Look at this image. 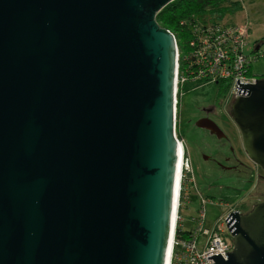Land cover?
<instances>
[{"label": "water", "instance_id": "water-1", "mask_svg": "<svg viewBox=\"0 0 264 264\" xmlns=\"http://www.w3.org/2000/svg\"><path fill=\"white\" fill-rule=\"evenodd\" d=\"M174 1L0 0V264L167 263L177 42L157 16ZM237 86L264 172V79ZM225 221L233 249L208 259L264 264V203Z\"/></svg>", "mask_w": 264, "mask_h": 264}, {"label": "built area", "instance_id": "built-area-1", "mask_svg": "<svg viewBox=\"0 0 264 264\" xmlns=\"http://www.w3.org/2000/svg\"><path fill=\"white\" fill-rule=\"evenodd\" d=\"M193 39L188 43L187 49L181 58L177 46V69L174 92V120L175 129L179 121L181 101L185 95V87L198 82L215 84L227 81L230 84L228 100L233 101L238 94L237 80L242 84H255L258 78L252 72L253 63L264 58V52L257 51L255 45L250 47L248 36L250 25H206L193 27ZM175 137L179 145L184 147V141L179 140L175 131ZM190 166L185 153L182 159L181 182L177 198L175 224L168 250L166 264H214L210 256L221 254L227 260V253L233 249L232 239L226 226V218L218 221L212 232L204 231L205 208L199 212L192 222L197 228L192 229L189 239L178 240L176 231L178 225L182 227L183 220L180 217L182 193H184V181L190 174ZM188 174V175H189ZM191 182V179L188 178ZM205 236L202 239V235Z\"/></svg>", "mask_w": 264, "mask_h": 264}, {"label": "rangeland", "instance_id": "rangeland-1", "mask_svg": "<svg viewBox=\"0 0 264 264\" xmlns=\"http://www.w3.org/2000/svg\"><path fill=\"white\" fill-rule=\"evenodd\" d=\"M243 11L235 16L225 17L222 21L227 25H241L248 23L250 25V33L248 36V44L250 47L255 42L260 44L261 54L264 52V0H241ZM253 74L258 78L264 77V58L253 63ZM198 82L194 85L185 87V95L181 101L179 121L177 124V136L179 140L184 141L185 157L190 166V174L185 177L184 193L182 194L181 208L179 210L180 217L183 220L182 229L190 231L197 228L192 219L199 216L200 210L205 208L204 231L212 232L218 221H222L227 217V212L232 208L224 205L216 204L217 199L228 198L230 195L240 191L244 193L243 197L249 198L252 195L264 194V172L261 170L262 178L257 177L258 171L252 169L248 173L240 176L231 174L229 171H223L216 167L213 163L205 162V156H215L214 150H211L207 144L213 140L207 138L202 129L195 126L198 114L196 107L205 101L211 100L218 89L215 84H205ZM218 125L225 130L234 144V153L244 162L249 160L244 152L241 135L236 125L227 115L217 118ZM180 140V141H181ZM224 157H230L231 154L226 152L222 154ZM222 159H220L221 161ZM222 162L225 166L230 165L229 162ZM254 167V164L249 162ZM191 179V182L188 180ZM259 179L260 182H257ZM256 184V185H255ZM255 185V186H253ZM230 186V188H228ZM238 190V191H237ZM202 239L205 238L203 234Z\"/></svg>", "mask_w": 264, "mask_h": 264}, {"label": "trees", "instance_id": "trees-1", "mask_svg": "<svg viewBox=\"0 0 264 264\" xmlns=\"http://www.w3.org/2000/svg\"><path fill=\"white\" fill-rule=\"evenodd\" d=\"M241 3V0H175L158 14L157 22L175 36L182 58L188 43L193 39V27L195 25L226 26L227 24L223 23L222 20L243 11ZM259 43L255 42V44ZM217 86L219 88L218 94L226 98L230 84L227 81H220ZM191 233L192 230L184 231L178 225L176 238L186 240L190 238Z\"/></svg>", "mask_w": 264, "mask_h": 264}, {"label": "flooded vegetation", "instance_id": "flooded-vegetation-1", "mask_svg": "<svg viewBox=\"0 0 264 264\" xmlns=\"http://www.w3.org/2000/svg\"><path fill=\"white\" fill-rule=\"evenodd\" d=\"M255 45V48L261 47L260 44ZM260 80V79H258ZM216 88L219 90L218 86L215 85ZM219 93V92H217ZM233 101L228 100V98H224L220 96L219 94H216L211 100L205 101L204 103H201L196 107V111L198 114L196 123L201 120V119H209L213 122H215L217 125V118L221 117L222 115H227L231 118L230 113H231V105ZM232 120V119H231ZM234 123V122H233ZM235 124V123H234ZM219 126V125H218ZM197 127V126H196ZM237 127V126H236ZM219 128L223 131L225 134L226 138L223 139H218L215 134H212L210 131L203 130L205 136L209 138L210 140H213L212 143L207 144V146L211 149L214 150V155L212 157L205 156L203 154V157L205 158V162H210L213 163L216 167L221 168L223 171H229L231 174H236V176H240L243 173H248L249 171H252V169H255L258 171L257 177L259 179L262 178L261 176V168L257 165H255L247 156L249 160L248 163L244 162L242 159L236 156V153H234V144L230 137L227 135L225 130L219 126ZM238 129V128H237ZM239 131V130H238ZM241 135V134H240ZM242 141V139H241ZM243 146V145H242ZM228 152L230 155L224 157L222 154H225ZM246 154V153H245ZM222 159L224 162H229L230 165L225 166V164L222 162ZM249 162L254 164V167L249 165ZM264 178V177H263ZM257 180L256 184L259 181ZM255 184V185H256ZM253 185V186H255ZM230 188V186H228ZM238 191V190H237ZM244 193L242 191L230 195L228 198H220L215 200L216 204H222L228 208L232 207L228 212L227 215L231 213H239L241 215H246L248 214L256 205L260 203H264V194L262 195H252L249 198L243 197Z\"/></svg>", "mask_w": 264, "mask_h": 264}, {"label": "bare ground", "instance_id": "bare-ground-1", "mask_svg": "<svg viewBox=\"0 0 264 264\" xmlns=\"http://www.w3.org/2000/svg\"><path fill=\"white\" fill-rule=\"evenodd\" d=\"M261 48V47H260ZM185 153V148L181 145H179V154H180V157H179V166H178V174H177V182H176V203H175V212H174V223H173V226L175 224V217H176V206H177V198H178V195H179V185H180V182H181V171H182V159H183V154Z\"/></svg>", "mask_w": 264, "mask_h": 264}]
</instances>
